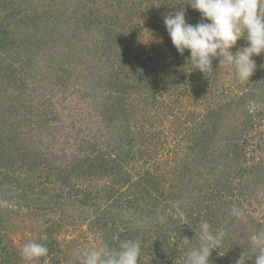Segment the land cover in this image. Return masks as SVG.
<instances>
[{"label": "rangeland", "instance_id": "1", "mask_svg": "<svg viewBox=\"0 0 264 264\" xmlns=\"http://www.w3.org/2000/svg\"><path fill=\"white\" fill-rule=\"evenodd\" d=\"M89 1L92 2V0H58L57 6H46L45 0H7V2L4 0L2 3L5 5L0 6L1 19H4V14L10 11L18 12V17L20 14L29 15L31 17L28 22V24L31 23L30 28L25 24L17 27L11 25L10 28L21 31L20 35L31 34L30 42H24L22 46L28 48L31 46L32 49L34 45L39 44L40 48L47 52L45 60L47 64L43 70L39 69L40 72L34 71L38 68L37 65L36 67L29 65V68L26 67L25 70L18 69L17 73H21V76H24L27 70L29 71L25 78H21L24 81L15 78V81H12L13 86H10L7 78L0 77V111L4 118L2 120L0 116L2 126L0 133L5 130L3 141L20 143L19 145L22 144L21 146L34 151L22 152V157L15 156L14 160H10L1 150L0 144V193L7 197V200L3 196L0 197V202L3 201L4 206L10 209V212L6 214L9 216L6 223L0 225V234L3 235L4 240L2 241L3 246L0 245V261L5 257L3 253L11 252L8 259L12 262L9 264H74V262L78 264V256L85 249L101 247L118 249V244L110 247L105 244L104 237L107 230L113 227L118 231L117 238L120 233L125 234V240L120 242L135 239L139 241L141 256L138 264H148L145 263L147 260L150 264H155L151 259L163 260L165 264H184L180 262V258L172 255L161 258L162 246L159 245L157 235L144 231L148 227L147 223L158 228L165 221H169L172 226H166L174 227L175 224L169 219L168 212L175 211L183 221H189L187 216L189 213L193 218H197L198 224L201 221H207L213 233L220 234L222 238L227 233L230 234L228 240L224 241L222 249L213 251L209 258L210 264H214L213 260L216 257L218 259L219 255L220 260L226 259L222 264H235L244 252L245 264H255L254 255L259 249L253 248L250 237L264 230V53L253 57L257 68L249 80L237 79L234 67L231 65L219 67L220 58L218 57L213 58L212 72L205 74L196 69L194 78L188 79L186 76L188 74L184 71H187L190 65L181 62L185 61L186 57L182 56V60L175 59L174 54H171L170 46L167 45L166 39L169 37L163 34L165 26L162 20L168 14L161 11L159 0L94 1L95 9L99 8V15L110 18L107 25H111L113 33L108 36L106 27L101 32L92 31L81 36L83 41L79 44L77 40L70 39L71 35L76 32V28H81L78 32L86 29L83 27L81 18L79 19L80 24L74 19L75 16L84 12L86 14L92 12L94 8L91 9ZM11 2L13 4H10ZM175 12L173 11L172 14ZM191 12H195V9H190L186 13ZM70 15H73V18ZM104 37L112 43L117 55L113 54L114 51L107 50L110 47L109 42L104 44L103 48L101 45L100 47L95 46L98 45V39ZM68 40L71 41L68 43ZM76 44L79 46L75 47ZM244 46H247V41L242 37L235 47ZM235 47L231 49L233 53L236 52ZM159 48L171 54L166 65L158 61L157 49ZM78 51L90 53L88 60L82 59L84 62L80 66L84 71L80 74L76 73V75L87 77L80 82L83 87L87 84L91 87L99 85L100 79L104 83L101 85H105L107 82L104 80L112 75L117 78L107 62L110 60L112 63L117 60V66H121L120 68L124 70V72L120 71L122 73L118 81L131 83V89L140 93L156 91L155 84L151 80H149L148 87L144 86L135 78V70L131 71V63L135 62L138 56L151 68L155 65L158 68L151 71V78L156 76L159 79L160 77L170 79L169 75L172 74L174 81H181L182 90L180 91L184 101L179 98L182 106L176 105L174 113H171L170 104L176 103L172 100L173 98L177 100V97H180L179 94H175L177 93L176 88L170 95L163 93L164 96L160 97L157 94L155 101L152 102L144 100L137 91H133V98L137 99L135 107H130L129 124L134 129L135 138L141 143L140 135H143L144 142L148 144L147 149L152 153L158 150L161 155L156 159L157 164H153L150 168L145 161L143 165L138 164L137 170L132 171V168H127L126 175L122 177H129L130 183L122 185L123 182H121L119 184V189L123 190V196L120 199L122 203H113L115 201L113 198L104 199L105 194L102 198L99 197L100 199L96 197V193H93L91 197L86 195L85 191L65 195L66 199H61L67 202L64 208L62 207L64 203H60L61 206H59L55 203H43L39 196L37 199L33 198V189L37 192L36 186H39V182L43 180V176L38 171L45 169V165H48L42 162L41 156L59 152L61 147H65L68 151L63 141L66 142L69 139L74 142L75 138H69V133H74L77 128L81 129L79 139L97 138L100 135L99 127L105 123L102 119L106 113L103 111L105 109L102 107L98 110L95 107L94 102H97V95H93V92L90 93L92 96L84 93L88 98L82 96L84 98L80 100V103L77 100L79 95L75 97L71 95V98L68 96L66 99V93L62 91L59 94L56 93L51 101L53 104L50 106L42 103L47 101L49 95L54 94L52 89L44 90L43 83L54 81L51 73L52 67L57 62H62L58 57L67 55L69 59L68 53ZM0 52L4 53L3 50ZM32 59L33 57L31 61ZM121 59L126 60L123 62ZM172 59L178 61L177 64ZM118 60H121L123 65H120ZM102 67L104 69L108 67V69L102 72ZM174 71H178L176 76H174ZM47 73L53 79L44 78ZM110 85H113L110 89L105 85L106 89L104 86L101 91L107 94L113 89L119 90L117 79L111 81ZM33 88L37 90L33 91ZM157 89L163 88L157 87ZM16 95H19L20 105L27 106L26 110L21 107V109L17 108ZM31 97H33L32 106H28L27 102ZM244 98L245 101L241 104ZM227 99L230 101L227 102ZM84 101L92 102V106ZM140 104L147 107L146 112L140 109ZM221 105L225 107L223 108L224 114L217 113ZM45 106L49 107L46 109ZM210 108L216 113L208 118L207 126L201 128L199 123L208 114ZM53 110L58 111L59 116L47 121L51 119ZM183 110L190 115L188 119L181 118ZM247 110L255 111L256 117L252 120L257 126L253 129L250 126L251 122L249 124L245 119ZM189 111L197 112L194 116L189 114ZM134 112L135 115H133ZM8 113L12 117L5 119V114ZM160 120L163 123L159 122ZM73 121L75 125L72 126ZM141 124L144 128L140 126ZM6 128L10 132H7ZM159 131H161L160 135ZM7 134H12V139ZM103 136L101 139H104L106 134ZM152 138L154 141H159L155 147L149 145ZM226 140H231L229 142L231 149L235 141L239 148L238 153L230 152L229 163L225 158H219L216 147H213ZM95 141H99V138ZM160 143L163 146H159ZM144 149L147 150L146 147H143V151ZM213 150H215L213 156L209 155ZM140 154L146 156L147 152ZM46 158L49 160L50 156ZM139 168H145L144 172ZM147 171L160 178L157 179L159 183L154 178L150 179V174L145 175ZM92 175L89 171H85L84 180L72 177L75 189H78V185L86 188ZM54 178L59 179L57 176ZM110 181L111 179L102 177V173L100 174V187L101 185L111 187ZM26 192L30 193L27 194L28 197L31 195L28 199L24 198ZM77 194L86 202L77 203L80 202L79 197H76ZM9 199L18 201V203H10ZM96 199H99L98 203ZM219 203L223 208L217 205ZM106 206H110V209H105ZM233 206L242 209L244 215L240 218L231 215ZM122 209L123 212L118 214ZM149 211H157L159 217L152 220L147 216ZM207 212L209 216H206ZM30 241L44 244L49 250L48 255L31 262L24 260L21 256V249L25 243ZM50 242L52 245H48ZM194 245L188 247L185 257L191 248L197 247L196 244Z\"/></svg>", "mask_w": 264, "mask_h": 264}, {"label": "trees", "instance_id": "2", "mask_svg": "<svg viewBox=\"0 0 264 264\" xmlns=\"http://www.w3.org/2000/svg\"><path fill=\"white\" fill-rule=\"evenodd\" d=\"M7 2V0H5ZM9 1V0H8ZM96 2L97 0H92L89 1V3L91 2V9L92 12L90 13H82L79 16H75L74 21L79 23V19L81 18L82 22H83V27L86 30H81L85 33H82L81 31L78 32V29L81 28H76L75 31L73 32V34L71 35L70 39H75L77 40V43L79 42V44L82 43L83 41V35H87V33H90L92 31H103L104 28L106 27L107 29V35L111 36L113 33V28L111 27V25H107L108 24V20L110 19L108 16L105 15H99V11L97 9H95L96 4L93 2ZM153 1V0H152ZM161 2V11L166 12V14H172L173 11H178V10H184L185 11V18L186 21L189 24L192 25H196L199 22H201V13L198 10H195V12H191V13H186L188 10L193 9L189 2L190 0H159ZM4 3V0H0V6L1 4ZM46 2V6H57L58 0H45ZM10 4H13V2H11ZM5 5V4H3ZM70 8V6H69ZM68 9V7H67ZM169 10V12H168ZM66 11V10H65ZM64 11V12H65ZM94 11V13H93ZM16 11H10L6 14H4V19L0 18V50H3L4 53L0 54V77L3 76L4 79L7 78L8 80V85H12L13 83L12 81H15V78L21 79V78H25V75H27V73H29V71L27 70V73L24 72V76H21V73H17L18 69H23L25 70L26 67L29 68L30 66H34L36 67V65L38 66L37 69H35V72H40L39 69L43 70L45 68V64H47L46 57H47V52H45L42 48H40L39 44L34 45L33 48L31 49L28 48L27 46H22V44L25 42H30V33H25L23 35L21 34V31L18 32L17 30H15L14 28H10L11 25L14 27H17L18 25H22L25 24L28 26V28H30L31 23L28 24L29 20H30V16L27 15H19L18 17V12L15 13ZM76 12V11H75ZM66 14V13H64ZM85 15H87L86 17H84ZM71 18H73V15H70ZM191 16V17H190ZM193 19V20H192ZM81 23V21H80ZM79 23V24H80ZM162 23L164 24V20H162ZM165 26V24H164ZM17 29V28H16ZM52 29L54 30V27H52ZM50 31H52L50 29ZM88 31V32H86ZM27 32V31H26ZM163 34L168 36L169 38L166 39L167 45L170 46L172 53L175 56V59H179L182 60V56H185L186 58L190 55L188 50H185L184 55H180L177 51V49L174 47V45L172 44L171 38L169 36V33L165 27V30L163 31ZM22 36V37H21ZM82 36V37H81ZM33 38V37H32ZM82 38V39H81ZM106 37L102 38V39H98V45H95L97 47H100V45L102 46V48L104 47V44H106L107 42L110 43V47L107 48V50L110 51H114L113 54L117 55L118 53L115 51L112 43L105 39ZM246 40V39H245ZM71 40H68V43ZM31 44V43H30ZM79 45L76 44L75 47H77ZM83 46V45H82ZM89 47V46H88ZM117 48V47H115ZM79 49V47H78ZM240 48L239 47H235V51H238ZM79 52V51H78ZM68 53L69 55V59H67V55H64L63 57L60 56L58 57L60 60H62V62L60 63H56L53 67H52V77H54V81L52 80V82L50 83H43L45 85V89L44 90H54V94H51L48 96L47 101H43L42 103L45 104L47 103V105H51L53 103H51L52 99L55 98L56 93L59 94L61 93V91L63 93H66V99L68 98V96L71 98V95L73 97L79 95V98L77 99L78 102L80 103V100H82L84 97L87 99V95L89 96L90 93L93 92V95H97L96 97V101L94 102L95 107H97L98 110H100V108H104L106 113L104 115V117L102 118L105 123L103 124L102 127H99V136L95 139H79V132H81V129H76V131L74 133H69V138H75L74 142H71L68 140H66V142L63 141V144H66V147L68 148V151L65 150V147H61L62 149L59 152H54V153H50L48 156H50L49 160L46 158L48 157L47 155L43 154L41 156L42 162H46L48 165H45V169H42L40 171H38L42 176H43V180L39 182V186H36L37 192H35V190L33 189V194H34V199H37L39 196V199L42 200L43 203H49V204H57L59 206H61L60 203H64L63 204V208L65 203H67L66 201H62L61 199H66L65 195H72L76 193H82V192H86V195H90L92 197V194L96 193V197L99 198L103 196V194H105L106 196L103 197L106 200H110L113 198V203H122L120 201L121 197L123 196V190L119 189V184L121 182L122 185L123 184H128L130 183L129 181V177L127 178H123L122 176L126 175V171L127 168H132V171L137 170V167L139 165H143L142 163L145 161V163L148 164V167L150 168V166H152L153 164H157L156 159L159 157V155H161V152L158 150H155L153 153L150 152L149 149H147V143L144 142V136L140 135V139H141V143H139V140L135 138V133L133 132L134 129H132V126L129 124V120L131 117V109L130 107H135V100L137 98H133V94L135 91V89H131V83H125V82H120L118 81L119 75L124 72V70L122 68H120L121 66H117V60L114 62H110V60H108L107 62L109 63V66L113 69L112 73H115L116 77H113L114 75L110 76L109 78H107V80L105 79L104 82L105 85L110 89L113 85H110L111 81L117 79V86H118V91L115 89H113L112 91H108L107 94H104L103 91H101V88L104 87L105 85H101L102 79H100L99 81V85H95V86H90L89 84H87L85 87H83L80 82L82 81L83 78H87L84 77L82 75H76V73H82L84 71V69L82 68V66H80L84 61L82 59H86L88 60L90 57V53L88 54V51H80L79 53ZM99 53V52H98ZM157 53H158V61H160V63H163V65H166V62L169 61V56L171 54H168L166 52H163V50L161 48L157 49ZM33 54V56H32ZM101 54V53H100ZM31 57H33L32 61H31ZM114 57V56H113ZM119 57V56H118ZM120 58V57H119ZM117 59V58H116ZM30 60V61H29ZM123 62L126 59H121ZM121 60H118V63L120 65L121 64ZM174 63L177 64L178 61L172 59ZM131 61V60H130ZM129 62V60L127 61ZM183 62V64H187L186 63V59L185 61H181ZM154 63V62H153ZM132 65V70H135V78H137V81H139L140 83L142 82L144 84V86H149V83L151 80L156 87V91L152 90L151 92L148 91V93H140L139 91H137V93L139 94V96L141 98H143L144 100H151L155 101V97L158 94L160 97H163L164 94H172V92L174 91V89L176 88L177 93L175 94H179L180 97H177L176 99H172L173 101H176L175 104H170L171 107V113H174L175 110L174 108L176 107V105L182 106V101H179V98L182 99L184 101L183 95L180 91V89L182 90V88H180V82L181 81H174L175 78H173V75L170 74L169 78L170 79H166V77H150V73L152 70H156L158 69L156 67V65L151 68L150 65H148L146 62L143 61V59L140 58V56L137 57L136 61L131 63ZM74 66V67H73ZM77 67V68H75ZM86 67V66H85ZM165 68V67H163ZM77 69V70H76ZM108 69V67L106 69H104V67H102V72L106 71ZM164 70V69H163ZM196 70L194 65H190L189 68H187V71L185 70L184 72L188 75H186L189 78H194V71ZM122 71V72H120ZM165 72V71H164ZM178 71H174V76L177 75ZM75 74V75H74ZM165 74V73H164ZM185 76V77H186ZM49 73L45 74L44 78L48 79ZM50 77V78H52ZM2 78V77H1ZM53 79V78H52ZM178 79V78H176ZM24 81V79H21ZM160 80L162 81L160 83ZM187 81V80H186ZM17 82V81H16ZM43 82V81H42ZM185 82V81H184ZM178 83V84H175ZM104 84V83H103ZM26 85V83L24 84V86ZM16 86V85H15ZM106 86L104 87L106 89ZM99 87V88H98ZM157 87H161L163 89H157ZM108 89V90H109ZM37 90V88H33V91ZM162 90V91H160ZM116 91V92H115ZM134 91V92H133ZM154 91V92H153ZM196 92V91H195ZM86 93L87 95L85 96ZM164 93V94H163ZM214 94V93H212ZM36 95V94H35ZM39 95V94H37ZM36 95V96H37ZM84 96V97H82ZM92 96V95H90ZM256 96V95H255ZM214 97V95H213ZM15 101H16V105H18L17 108H23L26 110L27 106H22L20 105V101H19V95L15 96ZM226 98H229L228 96H226ZM85 100V99H84ZM241 100V99H240ZM33 101V97L30 98V101L27 102L28 106H32L31 102ZM139 101H141V99H139ZM230 100L227 99V102H229ZM245 101V98L243 100H241V104H243V102ZM86 102L87 105H91L92 106V102H87L84 101V103ZM145 102V101H144ZM79 103L77 105H79ZM83 103V104H84ZM97 104V106H96ZM15 106V105H14ZM13 106V107H14ZM49 106H45L46 109ZM140 109L145 110V112L147 111V107L140 104ZM52 107V106H51ZM15 108V109H17ZM20 108V109H21ZM222 107V105L219 107V109H217V113H221L224 114L223 112L225 111ZM229 108V107H227ZM1 109V106H0ZM197 111L193 112V111H189V114L194 115ZM216 111L212 110V108H210L208 110V114L204 117V119H202L199 123V126L202 127H206L207 126V121L208 118L212 117L213 115H215ZM51 114V113H50ZM156 114H159V112H156ZM181 114L184 119H188V117L190 115H188V113H186L184 110L181 111ZM255 111L254 110H247L245 111V119L247 120V122H251V129H253L254 126H257V124L253 123L254 117H256ZM48 115V114H45ZM135 115V112L134 114ZM0 116L1 119L3 120L4 118H2V114L0 111ZM6 118L5 119H9L12 116L10 115V113L5 114ZM52 117H50L51 119L49 120H53L56 119L59 116V112L53 110V114L51 115ZM199 116V113H198ZM197 116V117H198ZM224 116V115H223ZM4 117V115H3ZM206 119V120H205ZM190 121V119H189ZM192 121V119H191ZM159 122L163 123L162 120H160ZM193 122V121H192ZM1 124V123H0ZM75 125V122H72V126ZM246 125V124H245ZM140 126H142V128H144V125L141 124ZM249 126V125H247ZM2 126L0 125V130H1ZM7 132H10L9 129H7ZM5 130H3L0 133V144H1V150L3 151V153H5L7 155L8 158H10V160H14L15 156L18 157H22L21 153L22 152H29V151H33L30 148H26L24 146H21L19 144H14L13 142H9V141H3V135H4ZM161 131L158 132V134L160 135ZM106 134V137L104 139H101V137ZM10 136V138L12 139V134H7ZM117 135V136H115ZM104 137V136H103ZM117 137V138H116ZM99 138V141H95L96 139ZM229 139V138H228ZM232 139V138H230ZM240 138H238L239 140ZM149 140V139H147ZM12 141V140H11ZM231 140H226L221 142L220 144H216V153L218 155L219 158H225L228 163L230 162V158H229V154L230 152H239V148H238V144L236 143L237 141L233 142V148L231 149V144L229 143ZM159 141H154V139L152 138L149 142V145H152V147H155L158 144ZM245 142V141H244ZM159 146H163V144L160 143ZM135 147L137 149H135ZM143 147H146L147 150L144 149L143 151ZM55 150V149H54ZM147 152L146 156H143L142 152ZM34 152V151H33ZM215 152V150H213V152H210L209 155L213 156V153ZM24 154V153H23ZM155 158V159H154ZM153 160V161H151ZM234 161V159H232ZM40 163V161H39ZM139 164V165H138ZM219 165V164H218ZM33 167V166H32ZM146 168V167H145ZM144 169L139 168L141 171L144 172ZM85 171H89L90 173H92V177L89 178V183L87 185V187H83L78 185V189H75V186L72 184V177L77 178V180H79L80 178L82 180H84V175H85ZM102 173V177H108L109 179H111V183L112 186L109 187L107 185H99V177L100 174ZM146 174H150V172H146ZM59 177V179H55L54 177ZM150 179L154 178L156 180V182L159 183V181L153 173L150 174ZM149 179V181H151ZM101 180V179H100ZM44 181V182H43ZM109 182V183H110ZM134 184V183H133ZM136 185H138V183H136ZM160 185V184H159ZM121 186V185H120ZM106 187H108L106 189ZM140 190L142 191V188L140 187ZM157 190H159V188L157 187ZM12 191V190H11ZM95 191V192H94ZM105 192V193H102ZM24 193V198L28 199V194ZM4 199H6L7 197L2 195V193H0V197H2ZM116 196V197H114ZM76 197H79V194L76 195ZM100 199V198H99ZM96 199V203H98V200ZM117 199V200H116ZM7 200V199H6ZM77 203H84L86 202V200H82V197H79ZM10 203H18V201H14L9 199ZM68 203L73 204V202L68 201ZM219 205L220 208H223L222 205L219 203L217 204ZM15 206H17L15 204ZM50 206V205H49ZM112 206V205H110ZM110 206L107 207L105 209H110ZM48 207V206H47ZM45 207V208H47ZM62 207L60 208L62 210ZM8 212H10V209L6 208V205L4 206L3 201L2 203L0 202V225H4L6 223L7 217H9L8 215H6ZM121 212H123V209L120 210L118 212V214H120ZM206 216H209V213H206ZM2 215H6L5 217H3ZM147 216L153 220L154 218L159 217L157 211H149L147 212ZM189 221L185 220L183 221L182 217H180V215H178V213H176L175 211H169L168 212V217L169 219H171V221L175 224L174 227H171L172 224L169 221H165L164 224H161L162 226H159L158 224V228H155L154 225H152L151 223H147V228L146 230H144L146 233H151L157 235V240L159 242V245L162 246L161 247V253H160V257H167V256H173L175 258H180V262L184 263L185 262V255H186V250L188 249V247L190 245H194L196 244L198 246V239H195L196 237V231L195 228L198 225V223L196 222L195 217L193 218L192 215L189 213L187 214ZM9 221V219H8ZM238 223V222H237ZM55 224H58V222H55ZM106 224V223H105ZM59 225V224H58ZM166 225H171V226H166ZM107 226V224H106ZM117 228V227H116ZM117 232L115 228L110 227L107 230V233L105 235V244H107V246H114L115 244L121 243V240H125V234L123 235L122 233L119 234V238H117ZM227 233V235L225 237L222 238V242L224 243V241H227L228 236H230V234ZM139 236V235H138ZM188 237L190 239V243L189 244H184L183 243V238L184 237ZM176 238V239H174ZM137 240V239H135ZM3 235L0 234V245L3 246ZM48 245H52V243H48ZM195 246V245H194ZM50 247V246H49ZM119 248V247H118ZM3 249V248H2ZM6 250V249H5ZM11 252H6L3 253L4 254V258L2 261H0V264H9L12 261L9 260L8 258L11 256L10 254ZM141 256V253H140ZM217 258V257H216ZM214 259L213 263L214 264H222L223 261H225L226 259L220 257V255L218 256V259ZM152 261H154L153 263L155 264H165L163 260L160 261H156V259H151ZM73 263V262H72ZM145 263L150 264V262L147 260ZM75 264V262H74ZM168 264V263H167Z\"/></svg>", "mask_w": 264, "mask_h": 264}, {"label": "clouds", "instance_id": "3", "mask_svg": "<svg viewBox=\"0 0 264 264\" xmlns=\"http://www.w3.org/2000/svg\"><path fill=\"white\" fill-rule=\"evenodd\" d=\"M190 6L201 13V22L189 24L185 11L164 17V24L172 44L180 55L188 50L187 65H194L202 73L212 72L213 58H220L219 67L231 65L240 81L251 78L257 68L254 56L264 53V0H190ZM245 38L247 46L233 53L237 41ZM231 215L240 218L242 209L233 206ZM198 246L191 248L184 264H210L214 250L222 249L220 234L213 233L207 221H201L195 228ZM253 248L259 249L254 255L255 264H264V230L250 237ZM189 244L188 237L183 238ZM48 248L41 243L30 241L23 245L21 256L34 261L48 255ZM140 243L135 240L122 241L118 249H85L78 256V264H138ZM245 252L235 264H245Z\"/></svg>", "mask_w": 264, "mask_h": 264}]
</instances>
